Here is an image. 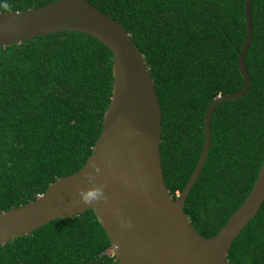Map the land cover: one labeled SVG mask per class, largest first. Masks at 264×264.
Here are the masks:
<instances>
[{
    "label": "trees",
    "instance_id": "obj_1",
    "mask_svg": "<svg viewBox=\"0 0 264 264\" xmlns=\"http://www.w3.org/2000/svg\"><path fill=\"white\" fill-rule=\"evenodd\" d=\"M55 0H0V12ZM120 24L141 55L160 115L159 163L173 198L202 143V114L242 85L236 54L244 0H85ZM243 53L248 88L216 104L204 161L182 211L206 238L246 196L264 154V0H250ZM111 55L94 38L51 32L0 47V211L34 199L77 170L96 139L111 90ZM226 264H264V197L231 241ZM0 264H118L107 237L84 210L50 220L0 245Z\"/></svg>",
    "mask_w": 264,
    "mask_h": 264
},
{
    "label": "water",
    "instance_id": "obj_2",
    "mask_svg": "<svg viewBox=\"0 0 264 264\" xmlns=\"http://www.w3.org/2000/svg\"><path fill=\"white\" fill-rule=\"evenodd\" d=\"M249 2L243 1L245 35L236 54L242 85L234 93L214 97L205 107L199 154L173 198L160 171V115L152 81L120 24L85 0H55L22 11L0 12V47L51 32L74 31L94 38L111 55L110 97L89 155L77 170L54 179L31 201L0 211V245L55 218L91 210L118 264H226L229 244L263 200L264 154L246 196L213 235L204 238L192 228L182 202L206 155L212 108L247 91L242 58L251 32ZM93 165L98 173L93 172ZM86 172L93 173L94 183L84 178ZM96 186H103L105 199L82 203L78 190L87 192Z\"/></svg>",
    "mask_w": 264,
    "mask_h": 264
},
{
    "label": "clouds",
    "instance_id": "obj_3",
    "mask_svg": "<svg viewBox=\"0 0 264 264\" xmlns=\"http://www.w3.org/2000/svg\"><path fill=\"white\" fill-rule=\"evenodd\" d=\"M93 172L98 173L99 168L95 167V165L92 166ZM84 178L89 183L95 182V176L91 172L84 173ZM78 195L80 198V201L86 205L92 204L93 202L100 201L102 199H105L104 192H103V186H96L91 189H89L87 192L78 190Z\"/></svg>",
    "mask_w": 264,
    "mask_h": 264
}]
</instances>
